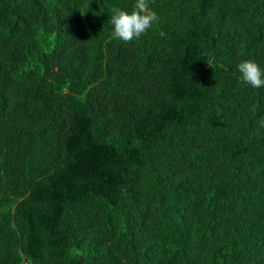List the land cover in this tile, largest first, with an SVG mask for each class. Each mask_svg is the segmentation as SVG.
Masks as SVG:
<instances>
[{"label":"trees","instance_id":"1","mask_svg":"<svg viewBox=\"0 0 264 264\" xmlns=\"http://www.w3.org/2000/svg\"><path fill=\"white\" fill-rule=\"evenodd\" d=\"M0 0V264H264V0Z\"/></svg>","mask_w":264,"mask_h":264},{"label":"clouds","instance_id":"2","mask_svg":"<svg viewBox=\"0 0 264 264\" xmlns=\"http://www.w3.org/2000/svg\"><path fill=\"white\" fill-rule=\"evenodd\" d=\"M159 16L149 7V0H135L131 11L113 8L109 23L112 27L111 37L125 43L138 41L146 35ZM236 71L242 83L253 89H264V63L254 59H244L236 64Z\"/></svg>","mask_w":264,"mask_h":264}]
</instances>
